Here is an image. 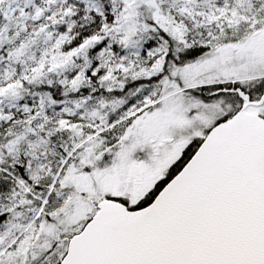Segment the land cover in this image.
Returning <instances> with one entry per match:
<instances>
[{
	"label": "snow or ice",
	"instance_id": "snow-or-ice-1",
	"mask_svg": "<svg viewBox=\"0 0 264 264\" xmlns=\"http://www.w3.org/2000/svg\"><path fill=\"white\" fill-rule=\"evenodd\" d=\"M0 264H264V0H0Z\"/></svg>",
	"mask_w": 264,
	"mask_h": 264
}]
</instances>
